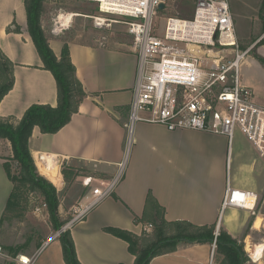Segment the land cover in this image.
Returning <instances> with one entry per match:
<instances>
[{
  "label": "crops",
  "instance_id": "obj_1",
  "mask_svg": "<svg viewBox=\"0 0 264 264\" xmlns=\"http://www.w3.org/2000/svg\"><path fill=\"white\" fill-rule=\"evenodd\" d=\"M13 23L21 31L9 32ZM49 36L58 56L68 44L76 76L87 96L79 112L58 132L42 133L39 127L34 128L30 147L40 172L64 186L63 164L74 169L84 164L90 171L87 174L99 172L104 180H110L117 175L119 164L125 162L123 176L113 193L69 228L82 264H134L135 255L129 251L128 243L103 228L117 226L141 234L156 215L149 197L164 210L168 221L220 225L234 238L245 240L261 230L264 157L240 130H235L231 141L225 134L169 130L159 123L137 121L127 145L138 67L136 52L110 46L106 40L85 43L52 33ZM0 46L14 63V85L0 102V116L13 117L18 123L34 103L56 106V80L51 71L43 68L28 31L25 0H0ZM258 52L264 56V44H260ZM125 60L129 62L127 69ZM257 61L254 56L244 65ZM243 82L254 88L256 101L264 105V95L248 78L243 77ZM9 148L10 142L0 139V221L13 190L1 157ZM229 185L257 193L255 208H223ZM92 190L83 196V201L92 199ZM52 240L50 237L32 255L55 245L46 264H66L61 242ZM216 247L192 244L157 256L150 264H210ZM38 255L35 263L42 260L43 254Z\"/></svg>",
  "mask_w": 264,
  "mask_h": 264
},
{
  "label": "built area",
  "instance_id": "obj_2",
  "mask_svg": "<svg viewBox=\"0 0 264 264\" xmlns=\"http://www.w3.org/2000/svg\"><path fill=\"white\" fill-rule=\"evenodd\" d=\"M92 1L98 3L102 12L127 18L130 46L138 55L128 143L137 121L159 123L169 130L225 134L231 141L238 129L264 157V105L256 101L254 88L243 82L241 66L251 47L242 48L239 44L231 0H197L192 17H166L162 34L157 20L169 0ZM161 3H165L164 9H160ZM65 16L68 13L59 16L53 33H60L69 25L71 19L66 21ZM93 18L96 26H102V17ZM124 167L123 161L110 180L85 177L86 186L94 185L93 197L85 206H74L70 221L58 234L84 219L113 193ZM257 201V193L229 185L222 207L254 209ZM46 207L47 203H38L34 212L40 214ZM152 226L146 224L144 230L150 231ZM38 252L19 255L17 264H33Z\"/></svg>",
  "mask_w": 264,
  "mask_h": 264
},
{
  "label": "trees",
  "instance_id": "obj_3",
  "mask_svg": "<svg viewBox=\"0 0 264 264\" xmlns=\"http://www.w3.org/2000/svg\"><path fill=\"white\" fill-rule=\"evenodd\" d=\"M46 2L47 0H25L27 27L43 61V68L51 71L55 77L58 103L56 106L34 103L18 123L13 117L0 116V139L10 142L9 152L1 157L4 159L6 173L13 183V190L0 224L8 215L22 217L28 214L30 202L35 201L33 210L38 203H47L54 226L59 229L64 221L60 220L58 191L52 181L40 172L31 152L30 140L35 127H39L42 133H56L67 125L73 115L79 112L87 93L76 76L68 44H65L61 56L55 53L50 44V36L44 26ZM8 31L19 32L21 28L17 23H13ZM261 44H264V41ZM254 56L264 67V56L256 52ZM13 85L14 63L0 46V102ZM69 169H72L70 165L63 164L62 173L65 179H69L73 173ZM32 193H39L44 201H38ZM149 202L156 213L150 231L143 230L141 234H136L117 226L103 228L105 232L128 243L129 251L135 255L134 264H150L157 256L192 244H214L215 240L217 251L224 255V264L246 263L243 245L238 244V240L226 230L220 228L219 234L216 235L217 225H197L185 220L168 221L157 202L150 197ZM59 237L66 264H82L77 256L70 229L60 232Z\"/></svg>",
  "mask_w": 264,
  "mask_h": 264
},
{
  "label": "rangeland",
  "instance_id": "obj_4",
  "mask_svg": "<svg viewBox=\"0 0 264 264\" xmlns=\"http://www.w3.org/2000/svg\"><path fill=\"white\" fill-rule=\"evenodd\" d=\"M196 1L169 0L166 10L160 12L157 20L159 33L162 34L164 32L166 17L171 15L192 16ZM46 5L44 26L49 34L60 35L66 37L65 39L75 38L77 41L85 43H96L99 39L102 41L106 40L110 46H123L132 50L130 46L132 37L128 34L127 18L125 16L102 12L98 3L92 0H47ZM231 5L239 44L243 48L251 47L250 54L242 62V76L248 78L258 92L264 95V67L258 61L257 64L244 65L246 60L253 59L255 52L259 53L258 48L264 41V0H231ZM65 13H68V15L74 13L76 15H74L64 30L60 33H53L52 30L59 16ZM93 16L102 17V26H96ZM128 63L127 60L124 61L125 69H127ZM246 139L248 138L246 137ZM80 165L77 169H74L75 167L69 169L73 173L70 174L69 179L65 180L64 186L59 184L56 187L61 206L60 220L64 221L62 227L59 229L55 228L48 206L40 214L35 213L33 210L35 201L30 202L28 214L22 217L8 215L6 220L0 224V247L2 248L0 264H17L19 255H32L31 252L46 245L50 237H52V241L60 238L58 233L70 221L69 219H71L70 216H72L74 209L72 207L73 204L85 206L87 202L83 201V196L94 188V185L86 186L84 184L85 177L94 176L98 179H103L99 172H97V175L87 174L90 171L86 170L84 164ZM32 194L38 201H44L39 193ZM260 227L261 230H257L252 235V238L248 240L237 239L238 244L243 245L244 248L245 264H264V224ZM52 241L49 242L52 243ZM260 246H262V253L258 256L255 251L257 248L260 249ZM55 247V245H50L44 248L43 251L47 250L42 251L39 255L37 254L40 257L43 254L42 260L34 263L46 264L45 259L49 257L51 251L55 250ZM252 248H254L253 251L251 250ZM210 264H224V255L217 251V247Z\"/></svg>",
  "mask_w": 264,
  "mask_h": 264
},
{
  "label": "bare ground",
  "instance_id": "obj_5",
  "mask_svg": "<svg viewBox=\"0 0 264 264\" xmlns=\"http://www.w3.org/2000/svg\"><path fill=\"white\" fill-rule=\"evenodd\" d=\"M74 15H76V14H72V16H74ZM65 19H66V21H69L71 19V15L69 14L68 16H65ZM251 250L253 251L254 248H252ZM261 250H262V246H260V249L257 248L256 251H255L256 255L259 256L261 254Z\"/></svg>",
  "mask_w": 264,
  "mask_h": 264
},
{
  "label": "water",
  "instance_id": "obj_6",
  "mask_svg": "<svg viewBox=\"0 0 264 264\" xmlns=\"http://www.w3.org/2000/svg\"><path fill=\"white\" fill-rule=\"evenodd\" d=\"M159 7H160V9H164L165 8V3H161L160 5H159ZM219 228H220V225H217V229L219 230ZM214 245L216 246V240H215V242H214Z\"/></svg>",
  "mask_w": 264,
  "mask_h": 264
}]
</instances>
